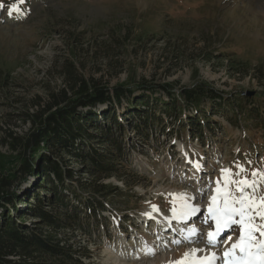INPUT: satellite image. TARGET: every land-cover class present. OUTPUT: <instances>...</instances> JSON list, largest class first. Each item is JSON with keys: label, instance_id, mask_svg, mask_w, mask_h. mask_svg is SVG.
Segmentation results:
<instances>
[{"label": "rangeland", "instance_id": "1", "mask_svg": "<svg viewBox=\"0 0 264 264\" xmlns=\"http://www.w3.org/2000/svg\"><path fill=\"white\" fill-rule=\"evenodd\" d=\"M0 4V72L8 75L0 90V155L7 172L16 170L19 160L3 145V138L28 131L22 112L31 97L45 98L47 90L61 85L65 60L74 64L79 76L110 89L146 82L174 84L177 91L205 83L228 101L248 96L255 101L249 108L264 100V0H0ZM130 90L134 98L141 94ZM159 94L167 102L161 92L154 98ZM153 100L143 106L161 119L153 133L145 141L131 131L125 135L128 166L135 178L128 179L129 186L115 178L104 180L118 193L106 203L98 228H90L86 236L75 235L90 252L82 261L178 264L187 251L198 250L208 254L211 264H229L239 258L233 245L242 236L240 217L232 216L237 223L209 244L208 233L216 231L209 208L238 209L245 198L251 207L245 208L244 223L254 229L251 240L247 230L243 233L245 258L254 252L261 255L264 141L259 128L246 129L234 118L236 110L225 104L210 114L213 134L195 132L197 138L191 140L189 133L182 137L176 132L175 116L166 119ZM207 106L205 102L202 107ZM191 115L188 110L181 118ZM66 160L74 173L84 172L77 162ZM81 176L83 182L89 180L87 174ZM35 182L30 177L21 185L13 181L9 193H31ZM186 206L198 211L185 215ZM127 208L132 210L121 212Z\"/></svg>", "mask_w": 264, "mask_h": 264}, {"label": "trees", "instance_id": "2", "mask_svg": "<svg viewBox=\"0 0 264 264\" xmlns=\"http://www.w3.org/2000/svg\"><path fill=\"white\" fill-rule=\"evenodd\" d=\"M62 69L60 86L47 90L45 98L34 96L28 101L21 114L28 131L3 138V145L15 153L19 163L16 170L7 172L0 155V264H85L82 260L90 252L76 242L75 235L86 236L90 228H98L106 203L118 193V188L104 180L115 178L129 186L128 179L135 178L128 166L125 135L131 131L145 141L153 133L161 119L151 108H143L149 99L160 106L166 119L175 116L176 132L182 137L189 133L193 140L195 132L200 135L204 130L213 134L210 114L226 104L229 110H236L234 118L246 129L259 128L264 141V100L249 108L255 101L248 96L228 101L205 83L177 91L174 84L146 82L134 88L110 89L79 76L68 60ZM7 79L0 72L1 91ZM130 89L141 94L134 98ZM158 92L167 102L161 94L154 98ZM205 102L208 106L203 108ZM188 110L192 115L181 118ZM66 158L77 162L84 172L74 173ZM82 174L89 180L83 182ZM22 177L23 182L29 177L36 180L31 193H9L10 184ZM128 210L132 209L121 212Z\"/></svg>", "mask_w": 264, "mask_h": 264}, {"label": "snow or ice", "instance_id": "3", "mask_svg": "<svg viewBox=\"0 0 264 264\" xmlns=\"http://www.w3.org/2000/svg\"><path fill=\"white\" fill-rule=\"evenodd\" d=\"M23 2V0H21ZM3 5L0 4V8H2ZM14 11H19V9H13ZM9 15H12V11H9ZM255 175V173L253 174ZM243 184H247V181H241ZM247 199V198H245ZM245 199H241L239 201L241 207L240 208H232L228 205H225L224 208H216L213 209L212 207L209 208V211L212 213L213 219L216 222V231L215 232H209L208 233V243L213 244L215 242V238L218 237L221 232L226 228L230 227L232 224L237 223V221L232 220L231 217L234 215H239L240 217V225H241V241L239 245H233V248H236L237 246L243 247L244 246V235L243 233L245 230H247L249 234V240H251V233L254 231V229L250 225H246L244 223V219L246 216L245 208H250L251 205H245ZM213 203H215V198H213ZM198 209L190 206H186L185 215H192L195 212H197ZM262 218H264V213H261ZM262 236H264V231H261L260 233ZM260 259L257 261L256 259H250L248 261H245L244 264H264V244L261 245L260 248ZM226 256L230 255V253H225ZM215 257V254H213V257ZM178 264H182V262H178ZM201 264H211V260L206 258L204 262H201ZM229 264H233L232 261H229Z\"/></svg>", "mask_w": 264, "mask_h": 264}, {"label": "bare ground", "instance_id": "4", "mask_svg": "<svg viewBox=\"0 0 264 264\" xmlns=\"http://www.w3.org/2000/svg\"><path fill=\"white\" fill-rule=\"evenodd\" d=\"M191 238L192 237H190V239ZM207 255L208 254H206L204 251H187L186 254L180 259V262H182V264H201V262H204L206 258L209 259V256ZM236 264L243 263L237 262Z\"/></svg>", "mask_w": 264, "mask_h": 264}, {"label": "water", "instance_id": "5", "mask_svg": "<svg viewBox=\"0 0 264 264\" xmlns=\"http://www.w3.org/2000/svg\"><path fill=\"white\" fill-rule=\"evenodd\" d=\"M249 96H251V95H249ZM18 181H19V185H21L22 182H23V177H22L21 179H19ZM17 188H18V187H17Z\"/></svg>", "mask_w": 264, "mask_h": 264}]
</instances>
